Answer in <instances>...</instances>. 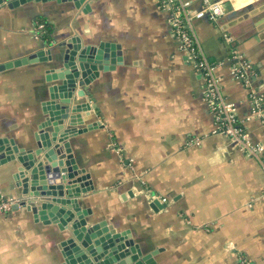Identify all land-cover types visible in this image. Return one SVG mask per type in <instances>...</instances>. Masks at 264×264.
Returning a JSON list of instances; mask_svg holds the SVG:
<instances>
[{
  "label": "crops",
  "instance_id": "1",
  "mask_svg": "<svg viewBox=\"0 0 264 264\" xmlns=\"http://www.w3.org/2000/svg\"><path fill=\"white\" fill-rule=\"evenodd\" d=\"M85 4L0 5V63L41 49L53 54L0 72V137L35 147L51 84L46 72L63 54V42L78 35L84 44L119 43L123 60L77 85L74 103L91 107L71 115L75 127L94 126L68 139L94 186L77 197L91 209L88 222L130 230L144 252L158 249L157 264H239L240 256L264 264L263 164L214 131L204 80L170 32L168 13L157 0H88L86 10ZM41 14L54 25L51 45L36 33ZM263 16L264 0H227L222 16L195 27L251 140L264 143L262 122L247 119L252 102L229 60L233 50L241 52L264 91ZM18 166L17 160L0 165V195L15 201L22 189ZM155 198L164 204L157 210ZM67 236L56 223L36 220L27 205L0 211V264H59V243Z\"/></svg>",
  "mask_w": 264,
  "mask_h": 264
},
{
  "label": "water",
  "instance_id": "2",
  "mask_svg": "<svg viewBox=\"0 0 264 264\" xmlns=\"http://www.w3.org/2000/svg\"><path fill=\"white\" fill-rule=\"evenodd\" d=\"M28 1L31 0H0V5L7 2L9 6H18ZM69 1L76 7L86 3L84 9L89 8L88 0ZM260 21L264 24V16ZM62 45L63 54L46 72L51 84L47 87L49 96L42 102L46 117L34 134L35 147L19 146L14 139L0 137V165L12 160L19 162L15 177L22 189L13 207L27 205L36 220L56 223L67 231L68 236L59 243V264H157L154 255L158 249L144 252L130 230L116 231L105 220L88 222L91 209L82 207L77 198L94 186L89 174L79 168L68 139L94 126L75 127L77 120L71 117L72 113L91 107L89 102L74 103L76 87L90 83L99 70L114 68L121 62V44H84L77 35ZM45 60H53L51 49L0 63V72ZM69 118L72 126L65 124ZM151 206L157 210L164 204L155 198Z\"/></svg>",
  "mask_w": 264,
  "mask_h": 264
},
{
  "label": "built area",
  "instance_id": "3",
  "mask_svg": "<svg viewBox=\"0 0 264 264\" xmlns=\"http://www.w3.org/2000/svg\"><path fill=\"white\" fill-rule=\"evenodd\" d=\"M159 7L168 13L170 32L181 44V49L189 57L190 64L204 80V99L215 118V132L226 134L231 140L240 144L246 154L256 156L264 167V143L253 142L249 136L246 120L240 119L236 103L230 100L223 91L221 77L216 69L219 63L212 60L204 51L196 32V24L200 20L215 21L225 13L227 0H157ZM42 24L36 25L37 35L42 34ZM233 76L248 91L252 102L251 113L247 119L256 117L264 127V91L255 82L253 63L238 50L229 56ZM199 142V140H197ZM162 200L166 201L163 197ZM15 199L0 195V211H10ZM239 264H251L240 256Z\"/></svg>",
  "mask_w": 264,
  "mask_h": 264
},
{
  "label": "trees",
  "instance_id": "4",
  "mask_svg": "<svg viewBox=\"0 0 264 264\" xmlns=\"http://www.w3.org/2000/svg\"><path fill=\"white\" fill-rule=\"evenodd\" d=\"M35 23L36 25L42 24V34L40 37L45 42V44L51 45L55 41L53 36L54 31V25L52 22L49 21V19L45 15H37L35 17ZM257 71V70H256Z\"/></svg>",
  "mask_w": 264,
  "mask_h": 264
}]
</instances>
